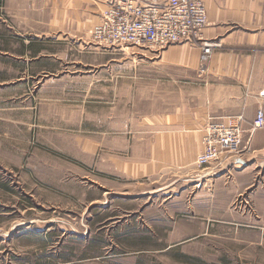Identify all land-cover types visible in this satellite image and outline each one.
Returning <instances> with one entry per match:
<instances>
[{
  "label": "rangeland",
  "instance_id": "374dc122",
  "mask_svg": "<svg viewBox=\"0 0 264 264\" xmlns=\"http://www.w3.org/2000/svg\"><path fill=\"white\" fill-rule=\"evenodd\" d=\"M80 3L0 0V264H264V169L155 168L168 47Z\"/></svg>",
  "mask_w": 264,
  "mask_h": 264
},
{
  "label": "crops",
  "instance_id": "0c3cea01",
  "mask_svg": "<svg viewBox=\"0 0 264 264\" xmlns=\"http://www.w3.org/2000/svg\"><path fill=\"white\" fill-rule=\"evenodd\" d=\"M75 1H81L74 6L77 13L99 24L114 0ZM201 1L208 12L204 37L221 46L214 48L204 67L198 46L182 43L164 50L160 60L171 68L165 73L171 95L161 96L163 107L153 116V123L159 124L155 168L194 167L203 150L206 123L242 115L241 152L219 166L233 165L243 173L264 169V126L253 127L258 109H264V0Z\"/></svg>",
  "mask_w": 264,
  "mask_h": 264
},
{
  "label": "built area",
  "instance_id": "2783aa9c",
  "mask_svg": "<svg viewBox=\"0 0 264 264\" xmlns=\"http://www.w3.org/2000/svg\"><path fill=\"white\" fill-rule=\"evenodd\" d=\"M208 12L201 0H114L94 27L100 43L164 50L176 44L190 43L201 48L200 60H209L217 40L207 39ZM243 116L209 120L204 127L203 150L197 156L200 165L217 163L241 152ZM254 128L264 126V109L257 111Z\"/></svg>",
  "mask_w": 264,
  "mask_h": 264
},
{
  "label": "bare ground",
  "instance_id": "6f19581e",
  "mask_svg": "<svg viewBox=\"0 0 264 264\" xmlns=\"http://www.w3.org/2000/svg\"><path fill=\"white\" fill-rule=\"evenodd\" d=\"M205 176V175H204Z\"/></svg>",
  "mask_w": 264,
  "mask_h": 264
}]
</instances>
